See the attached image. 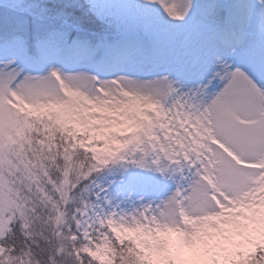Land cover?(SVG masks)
Listing matches in <instances>:
<instances>
[{"label": "snow or ice", "instance_id": "1", "mask_svg": "<svg viewBox=\"0 0 264 264\" xmlns=\"http://www.w3.org/2000/svg\"><path fill=\"white\" fill-rule=\"evenodd\" d=\"M0 264H264V0H0Z\"/></svg>", "mask_w": 264, "mask_h": 264}]
</instances>
